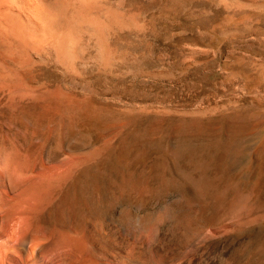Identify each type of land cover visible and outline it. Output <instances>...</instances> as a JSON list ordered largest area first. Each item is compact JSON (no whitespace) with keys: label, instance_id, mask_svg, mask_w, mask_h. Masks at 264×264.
<instances>
[{"label":"rangeland","instance_id":"1","mask_svg":"<svg viewBox=\"0 0 264 264\" xmlns=\"http://www.w3.org/2000/svg\"><path fill=\"white\" fill-rule=\"evenodd\" d=\"M97 1L110 62L86 32L72 65L0 51V176L38 178L52 227L226 226L182 255L264 264V0Z\"/></svg>","mask_w":264,"mask_h":264},{"label":"bare ground","instance_id":"2","mask_svg":"<svg viewBox=\"0 0 264 264\" xmlns=\"http://www.w3.org/2000/svg\"><path fill=\"white\" fill-rule=\"evenodd\" d=\"M120 22L97 0H0V51L18 66L48 59V52L59 64L72 65L80 50L77 37L86 32L96 41L98 60L107 63L113 52L104 43V33ZM54 166L41 168L49 171ZM6 179L0 176L5 185L0 192V264H220L207 251L189 258L182 253L197 250L226 226L188 233L182 226H150L133 212L120 221L119 212L118 217L109 216V229L87 223L76 230L60 220L52 227L44 215L49 198L33 189L40 184L38 178L15 188Z\"/></svg>","mask_w":264,"mask_h":264}]
</instances>
